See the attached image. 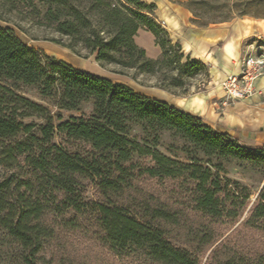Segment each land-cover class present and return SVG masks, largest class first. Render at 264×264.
I'll return each instance as SVG.
<instances>
[{"label": "trees", "instance_id": "1", "mask_svg": "<svg viewBox=\"0 0 264 264\" xmlns=\"http://www.w3.org/2000/svg\"><path fill=\"white\" fill-rule=\"evenodd\" d=\"M155 9L143 0H0V20L13 15L51 28L95 53L100 65L114 63L149 75L176 69L171 85L180 87L183 77L207 66L189 56L181 62L180 45L172 42ZM246 15L244 11L238 17ZM140 29L152 34L161 52L158 59L148 58L136 44ZM67 47L73 50L71 43ZM21 85L36 86L59 109L91 102V113L68 120L57 115L54 125L46 107L20 94ZM29 117L45 124L24 123ZM54 129L77 142L76 148L68 152L53 142ZM20 134L5 153L9 159L23 156L27 170L0 176V230L19 246L23 264H37L45 244L64 231L90 232L115 256L141 264H200L202 247L213 241L212 226L236 221L250 203L237 182L221 180L223 161L246 162L264 171V148H247L199 116L77 69L0 26V140ZM162 134L181 143L177 149L187 162L158 149ZM143 176L177 180L186 200L173 207L147 195L137 204L139 214L133 212L118 198ZM85 180L95 184L99 200L85 198ZM185 209L199 216L196 228L183 221ZM167 225L184 228L190 248L173 243ZM244 227L264 230V186L247 211ZM208 264H264V254L251 257L227 249L219 260L215 251Z\"/></svg>", "mask_w": 264, "mask_h": 264}, {"label": "rangeland", "instance_id": "2", "mask_svg": "<svg viewBox=\"0 0 264 264\" xmlns=\"http://www.w3.org/2000/svg\"><path fill=\"white\" fill-rule=\"evenodd\" d=\"M147 3L156 5L155 16L157 20L165 27L164 19L170 8L187 9L186 12L190 18V22L182 26L181 33L185 35V39L193 45L194 39L199 37L193 35L194 30L198 28H214L219 23H227L239 18L241 12H248L250 17H264V0H143ZM154 1V2H153ZM172 11V10H171ZM242 17V16H241ZM7 21L0 20V26L3 28H11L24 43L29 46L40 49L47 55L62 60L73 67L89 71L93 74L107 77L114 82L124 83L134 89L136 92L153 98H164L166 93L172 97H190L196 94H204L209 91L213 85L220 86L222 82L231 74L239 72L240 65L246 57L247 45L253 46V53L264 52V36L259 38H251L241 45L240 56L235 62L238 71L236 73H225V76L219 80L213 81V76L219 68L206 63L205 57L200 60L207 66V70H200L197 74L190 77H183L182 86L174 87L171 85V76L177 74V70L171 72L155 73L154 75L138 72L134 68H124L118 64L107 63L100 65L95 60V53H91L79 43H74L70 37L61 35L51 28L36 25L30 21H19L13 15H7ZM195 19V20H194ZM195 21L193 23L192 21ZM57 40L60 43H56ZM136 44L145 49L146 55L151 59L160 57V48L155 45L153 36L145 29H140L134 38ZM73 45V50L67 46ZM176 43V42H175ZM262 49L257 50L258 47ZM183 58L181 62L186 61V51H182ZM221 49V44L214 46L213 53ZM184 52V53H183ZM195 56V55H194ZM191 59H196L190 57ZM172 67H176L175 64ZM216 67V68H214ZM213 81V82H212ZM215 83V84H214ZM223 90V89H222ZM224 91V90H223ZM20 94L30 100L46 107L53 117V124L57 125L60 115L63 120H68L70 116H82L91 113V102H82L77 109H59L54 104V99L42 97L36 86H20ZM227 96V95H226ZM24 123H35L37 126L44 125L45 120L37 117H29L23 119ZM33 133L39 136L37 127L33 129ZM140 134L138 129L133 131ZM21 134L12 139L0 140V176L9 173L23 174L27 170L23 156H16L9 159L5 153L8 146L14 145L15 140H20ZM52 141L59 144L68 152L76 148L77 142L70 140L64 134L54 129ZM181 143L171 138L168 134H162L158 149L165 155L174 159L187 162L185 155L179 151L178 146ZM143 162V160H141ZM224 172H218L223 183L224 178L230 182H237L239 190L248 193L250 203L242 216L234 222H223L215 224L213 227V241L208 246H204L199 254L200 264H208L211 262L212 254L217 251L219 260L225 257L227 249L231 251L243 253L248 256H256L264 254V230H257L244 227V219L252 202L255 200L257 193L264 183V171L262 167L254 166L246 162L232 160L223 161ZM86 188L87 200H99V195L95 184L84 181ZM135 188L126 191L122 197L118 198L120 203L130 206L133 212L139 214L137 204L142 197L150 195L173 207L180 203L182 198L185 199L183 192L178 188L177 180L165 179L159 181L156 178H148L146 176L138 177L134 181ZM229 188H232L229 186ZM183 191V190H182ZM175 200L177 202H175ZM186 200V199H185ZM197 214L189 209H185L183 221L187 226L196 228L200 219ZM169 232L171 241L178 245L186 247L191 246L190 237L187 236L184 228L173 225L165 227ZM190 248V247H189ZM0 264H23L20 257V249L6 234L0 230ZM37 264H141L134 258L118 257L109 252L99 241L92 237L87 231H64L59 233L58 237L48 241L38 255Z\"/></svg>", "mask_w": 264, "mask_h": 264}, {"label": "crops", "instance_id": "3", "mask_svg": "<svg viewBox=\"0 0 264 264\" xmlns=\"http://www.w3.org/2000/svg\"><path fill=\"white\" fill-rule=\"evenodd\" d=\"M186 10L179 7L170 8L164 19L165 28L172 42L179 43L182 51H186L183 52L186 56L201 60L205 57L206 63L219 68L213 76V81L219 80L225 73L238 71L239 67L235 62L240 56L243 42L256 36H264V17L246 15L227 23H219L214 28L201 27L197 31L194 30L192 34L199 38L194 39L192 45L181 33L182 26L190 22ZM219 43L221 49L214 54V46ZM165 95L167 96H163L164 98L154 99L201 117L204 124L215 131L230 135L247 148H264V74L257 81L256 93L248 99L231 100L219 85H213L204 94L186 98L172 97L167 93Z\"/></svg>", "mask_w": 264, "mask_h": 264}, {"label": "built area", "instance_id": "4", "mask_svg": "<svg viewBox=\"0 0 264 264\" xmlns=\"http://www.w3.org/2000/svg\"><path fill=\"white\" fill-rule=\"evenodd\" d=\"M260 49L262 48L259 46L257 50ZM263 74L264 52L254 54L253 46L247 45L246 57L240 65L239 72L226 77L222 82V89L231 100L251 98L256 93L257 81Z\"/></svg>", "mask_w": 264, "mask_h": 264}, {"label": "water", "instance_id": "5", "mask_svg": "<svg viewBox=\"0 0 264 264\" xmlns=\"http://www.w3.org/2000/svg\"><path fill=\"white\" fill-rule=\"evenodd\" d=\"M264 186V183H263V185H262V187Z\"/></svg>", "mask_w": 264, "mask_h": 264}]
</instances>
